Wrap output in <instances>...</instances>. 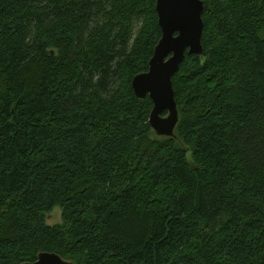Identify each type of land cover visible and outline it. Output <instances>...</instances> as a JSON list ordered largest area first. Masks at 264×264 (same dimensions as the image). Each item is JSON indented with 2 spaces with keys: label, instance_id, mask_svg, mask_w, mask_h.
I'll return each instance as SVG.
<instances>
[{
  "label": "trees",
  "instance_id": "1",
  "mask_svg": "<svg viewBox=\"0 0 264 264\" xmlns=\"http://www.w3.org/2000/svg\"><path fill=\"white\" fill-rule=\"evenodd\" d=\"M200 1L170 138L156 0H0V264H264V0Z\"/></svg>",
  "mask_w": 264,
  "mask_h": 264
},
{
  "label": "water",
  "instance_id": "2",
  "mask_svg": "<svg viewBox=\"0 0 264 264\" xmlns=\"http://www.w3.org/2000/svg\"><path fill=\"white\" fill-rule=\"evenodd\" d=\"M160 40L154 48L148 71L135 76L131 88L138 100L146 96L152 102L149 125L158 137H173L178 123L172 78L185 54L202 56L203 3L200 0H156ZM74 264L54 253H41L34 263Z\"/></svg>",
  "mask_w": 264,
  "mask_h": 264
},
{
  "label": "rangeland",
  "instance_id": "3",
  "mask_svg": "<svg viewBox=\"0 0 264 264\" xmlns=\"http://www.w3.org/2000/svg\"><path fill=\"white\" fill-rule=\"evenodd\" d=\"M261 38L264 39V33L261 34ZM187 161L190 162V156H187ZM60 213L59 207H56L51 214L46 217V224L49 226L58 225L60 223Z\"/></svg>",
  "mask_w": 264,
  "mask_h": 264
},
{
  "label": "bare ground",
  "instance_id": "4",
  "mask_svg": "<svg viewBox=\"0 0 264 264\" xmlns=\"http://www.w3.org/2000/svg\"><path fill=\"white\" fill-rule=\"evenodd\" d=\"M155 7H156V5H155Z\"/></svg>",
  "mask_w": 264,
  "mask_h": 264
}]
</instances>
